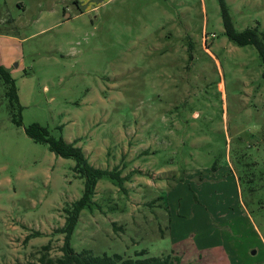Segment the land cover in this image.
I'll return each mask as SVG.
<instances>
[{
  "label": "rangeland",
  "instance_id": "1",
  "mask_svg": "<svg viewBox=\"0 0 264 264\" xmlns=\"http://www.w3.org/2000/svg\"><path fill=\"white\" fill-rule=\"evenodd\" d=\"M227 3L237 30L264 31V0ZM0 64L24 107L17 125L0 78V264L60 256L84 190L33 122L127 177L99 180L77 251L264 264V64L219 0H0Z\"/></svg>",
  "mask_w": 264,
  "mask_h": 264
},
{
  "label": "trees",
  "instance_id": "2",
  "mask_svg": "<svg viewBox=\"0 0 264 264\" xmlns=\"http://www.w3.org/2000/svg\"><path fill=\"white\" fill-rule=\"evenodd\" d=\"M225 34L230 40L240 44H252L256 46L264 64V31L258 27L237 30L234 20L230 14L227 0H219ZM264 78V70L262 72ZM0 78L5 84L6 96L9 100V108L12 113V120L17 125H22L23 105L20 102L19 89L16 79L9 69L0 64ZM26 134L34 141L46 143L49 149L58 156L72 158L76 164L74 170L77 175L84 179V190L80 198L71 202L64 211L65 222L57 229L64 234V241L61 247L62 254L57 257H42V264H183L182 257L172 249L169 253L148 256L147 250L142 249L136 252L135 257H125L120 253L95 254L91 249L77 251L71 243L72 235L80 220L81 212L93 205V196L96 193L98 182L104 176H108L117 185L123 186L127 177L122 176L120 169H107L93 165L83 147L77 145V140L68 141L63 136H54L48 127L33 122L25 127ZM39 232L34 233V236ZM46 245L45 248H48Z\"/></svg>",
  "mask_w": 264,
  "mask_h": 264
},
{
  "label": "crops",
  "instance_id": "3",
  "mask_svg": "<svg viewBox=\"0 0 264 264\" xmlns=\"http://www.w3.org/2000/svg\"><path fill=\"white\" fill-rule=\"evenodd\" d=\"M127 165H129V163Z\"/></svg>",
  "mask_w": 264,
  "mask_h": 264
}]
</instances>
